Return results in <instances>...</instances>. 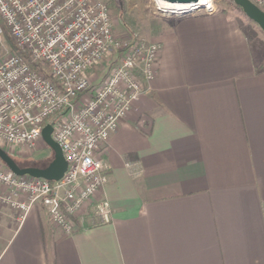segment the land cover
I'll return each instance as SVG.
<instances>
[{"label": "crops", "instance_id": "1", "mask_svg": "<svg viewBox=\"0 0 264 264\" xmlns=\"http://www.w3.org/2000/svg\"><path fill=\"white\" fill-rule=\"evenodd\" d=\"M140 29L158 61L105 144L107 182L69 234L41 205L2 208L0 264H264V34L217 10Z\"/></svg>", "mask_w": 264, "mask_h": 264}, {"label": "built area", "instance_id": "2", "mask_svg": "<svg viewBox=\"0 0 264 264\" xmlns=\"http://www.w3.org/2000/svg\"><path fill=\"white\" fill-rule=\"evenodd\" d=\"M251 1L264 9V0ZM173 4L157 9L168 15L216 11L212 0ZM0 20L44 70L7 48L0 25V47L8 49L0 59V146L9 152L37 146L51 123L67 162L57 180L17 175L0 164V210L9 208L22 220L41 205L69 234L74 218L107 182L105 144L154 77L160 45L115 35L102 0H0ZM109 56L114 64L94 82L90 69ZM94 203L93 222H110L108 199Z\"/></svg>", "mask_w": 264, "mask_h": 264}, {"label": "rangeland", "instance_id": "3", "mask_svg": "<svg viewBox=\"0 0 264 264\" xmlns=\"http://www.w3.org/2000/svg\"><path fill=\"white\" fill-rule=\"evenodd\" d=\"M109 9L111 18L112 29L115 35L127 39L133 36L139 37L137 31L141 30L148 24L150 16L163 14L157 9L155 0H102ZM213 5L217 11H223L228 15L234 17L240 27L247 32L251 30L262 36L264 33L259 26L250 20L232 0H212ZM140 38V37H139ZM5 41V40H4ZM5 45L8 47L7 43ZM6 47H0V59L6 53ZM114 64L112 57H107L102 62L90 69L91 79L94 82L99 81L108 72L109 68ZM40 147V148H39ZM20 148H22L20 150ZM39 148V149H38ZM20 152H9L6 150L16 161L23 165L26 164H40L52 158V151L43 142L40 141L33 146H19ZM0 164H4L0 161Z\"/></svg>", "mask_w": 264, "mask_h": 264}, {"label": "water", "instance_id": "4", "mask_svg": "<svg viewBox=\"0 0 264 264\" xmlns=\"http://www.w3.org/2000/svg\"><path fill=\"white\" fill-rule=\"evenodd\" d=\"M169 3L189 4L196 3L199 0H164ZM241 8L243 13L264 32V9L260 8L251 0H232ZM161 9V8H159ZM52 125L46 123L41 131L45 144L52 151L51 160L43 167L40 166H20L14 158L0 146V161L17 175H29L33 177H42L48 180H57L62 177L67 167V162L63 156L59 144L52 138Z\"/></svg>", "mask_w": 264, "mask_h": 264}, {"label": "trees", "instance_id": "5", "mask_svg": "<svg viewBox=\"0 0 264 264\" xmlns=\"http://www.w3.org/2000/svg\"><path fill=\"white\" fill-rule=\"evenodd\" d=\"M0 25L2 27L3 30V37L5 42L7 43L8 47L10 48L11 51L15 52L16 54L20 55L26 62L27 64L35 69L37 72L43 74L44 70L42 69V67L36 63H34L31 59L30 53L28 52V50L21 48L17 42L15 41V39L12 37V35L10 34V32L8 31L7 27L4 25V23L2 22V20H0ZM243 32L245 33V35H247L248 38H254L255 37V33L251 30L250 32L245 31L244 29H242ZM16 161V159H14ZM51 160L48 159V161L44 162V163H40V164H32L33 166H40L43 167L45 166L49 161ZM20 166H29L30 164H26L23 165L20 162L16 161ZM5 166V165H4Z\"/></svg>", "mask_w": 264, "mask_h": 264}, {"label": "bare ground", "instance_id": "6", "mask_svg": "<svg viewBox=\"0 0 264 264\" xmlns=\"http://www.w3.org/2000/svg\"><path fill=\"white\" fill-rule=\"evenodd\" d=\"M206 0H199L200 3H203L205 2ZM155 3L158 7L162 8V7H170V6H174L175 4L173 3H169L167 1H164V0H155Z\"/></svg>", "mask_w": 264, "mask_h": 264}]
</instances>
